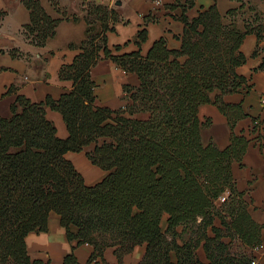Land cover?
Returning a JSON list of instances; mask_svg holds the SVG:
<instances>
[{
    "label": "trees",
    "instance_id": "trees-1",
    "mask_svg": "<svg viewBox=\"0 0 264 264\" xmlns=\"http://www.w3.org/2000/svg\"><path fill=\"white\" fill-rule=\"evenodd\" d=\"M106 1H84L87 37L60 70L73 88L41 102L18 95L11 116L0 115V264H51L30 257L26 238L47 231L52 212L60 215L74 242L62 264H81L74 248L84 243L94 246L90 261L114 247L122 264L136 245L146 244L139 264H171L172 252L177 264H203L197 255L203 243L209 264H252L254 248L264 241V224L251 217L232 173L251 139L235 132L245 116L242 105L227 104L223 96L250 89L236 68L246 61L240 51L245 35L261 37L263 28L255 25L261 16L254 12L242 31L236 10L224 16L215 2L190 19L185 11L194 0H186L179 49L168 48L162 37L146 55L141 49L114 54L107 33L115 30L119 15ZM23 2L30 10L24 32L34 45L43 46L60 20L46 12L42 0ZM97 21L100 31L94 28ZM146 37V30H140L139 47ZM102 59L139 76L137 87H125L129 101L119 110L96 104L92 69ZM206 103L228 117L232 133L225 148L203 141L198 112ZM48 107L62 114L67 138L58 136L46 116ZM257 119L250 133L258 132ZM90 145L94 148L87 156L108 172L91 186L66 157ZM234 244L240 250L232 252Z\"/></svg>",
    "mask_w": 264,
    "mask_h": 264
},
{
    "label": "crops",
    "instance_id": "crops-1",
    "mask_svg": "<svg viewBox=\"0 0 264 264\" xmlns=\"http://www.w3.org/2000/svg\"><path fill=\"white\" fill-rule=\"evenodd\" d=\"M115 6L119 20L115 30L107 33L109 47L114 54L131 53L141 49L146 55L155 41L165 38L168 48L179 49L185 23L181 19L186 0H121ZM86 2V1H85ZM106 2H109L107 0ZM217 3L222 15L229 10H236V26L244 31L246 20L254 12L261 16L255 25L261 26V37L256 32L247 33L240 51L246 61L236 68L238 74L247 79L248 92L226 94L223 100L227 104H241L245 116L239 119L235 132L245 133L251 139L242 162H234L232 173L237 188L244 192L251 217L259 224H264V128L250 133L253 120L264 122V0H194V5L185 11L193 19L199 13ZM46 12L59 19L56 34L45 45L36 46L26 36L24 26L30 22V10L23 0H0V115L11 116V104L18 95L32 102H41L50 96L59 99L63 93L73 88V82L60 77L64 64L71 63L80 52V46L87 37V10L84 0H42ZM250 8L254 10H250ZM94 28L100 31L101 23L95 22ZM146 30V40L141 47L136 43L140 30ZM121 46L115 50V46ZM92 78L96 82V104L113 110L123 108L129 101L125 87H137L139 76L119 67L112 59L100 60L92 69ZM215 94H213L214 96ZM204 123L202 138L204 143L213 142L219 148L230 143L231 127L228 117L213 103L200 106L198 112ZM46 116L56 126L61 138L69 135L62 114L51 108L46 109ZM140 117L143 115H139ZM259 134V135H258ZM94 145L87 146L81 152H68L66 157L72 161L84 177L87 185H95L107 171L94 164L87 156ZM214 224L221 226L216 217ZM162 226L167 227V215ZM182 227H179L180 231ZM77 231L75 226L71 227ZM213 235L212 231H209ZM229 241V239H227ZM27 249L32 259L62 264L64 257L72 251L74 242L68 239L60 215L50 214L48 230L32 232L26 238ZM263 247L253 250L255 264H264ZM94 246L89 243L77 245L74 254L81 264H99L90 261ZM146 253V244L136 245L123 257L122 264H139ZM198 258L203 264H209L203 243L197 249ZM102 264H118L115 248L105 250ZM171 264H177L176 253H171Z\"/></svg>",
    "mask_w": 264,
    "mask_h": 264
},
{
    "label": "built area",
    "instance_id": "built-area-1",
    "mask_svg": "<svg viewBox=\"0 0 264 264\" xmlns=\"http://www.w3.org/2000/svg\"><path fill=\"white\" fill-rule=\"evenodd\" d=\"M109 1H110V4H111V5H115L114 3H115L116 0H109ZM263 102H264V99H263ZM254 124H255L256 126H258L259 130L264 128V122L260 121L259 119H257V120L254 122ZM221 200H222V201L225 200V196H223V197L221 198ZM261 247H263V243L257 245V246L254 248V250H258V249H260ZM94 261H95L96 263L102 264L100 258H98V259H96V260H94ZM252 264H255V260H254V259L252 260Z\"/></svg>",
    "mask_w": 264,
    "mask_h": 264
},
{
    "label": "rangeland",
    "instance_id": "rangeland-1",
    "mask_svg": "<svg viewBox=\"0 0 264 264\" xmlns=\"http://www.w3.org/2000/svg\"><path fill=\"white\" fill-rule=\"evenodd\" d=\"M84 1H88V0H84ZM252 18H253V17H252ZM246 21H247V20H246ZM248 21L251 22V19H249ZM238 250H240L238 244H234V246H232V248H231V251H232V252H236V251H238Z\"/></svg>",
    "mask_w": 264,
    "mask_h": 264
},
{
    "label": "water",
    "instance_id": "water-1",
    "mask_svg": "<svg viewBox=\"0 0 264 264\" xmlns=\"http://www.w3.org/2000/svg\"><path fill=\"white\" fill-rule=\"evenodd\" d=\"M98 1H102V0H98ZM121 3H122L121 0H116L114 4H115V5H120Z\"/></svg>",
    "mask_w": 264,
    "mask_h": 264
}]
</instances>
